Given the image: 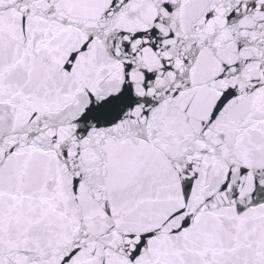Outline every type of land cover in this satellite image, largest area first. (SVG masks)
<instances>
[{
    "label": "snow or ice",
    "instance_id": "6c2138e0",
    "mask_svg": "<svg viewBox=\"0 0 264 264\" xmlns=\"http://www.w3.org/2000/svg\"><path fill=\"white\" fill-rule=\"evenodd\" d=\"M0 264H264V0H0Z\"/></svg>",
    "mask_w": 264,
    "mask_h": 264
}]
</instances>
